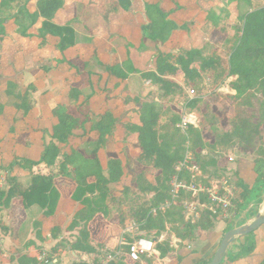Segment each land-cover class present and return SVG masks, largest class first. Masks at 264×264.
Segmentation results:
<instances>
[{
  "label": "trees",
  "instance_id": "16d2710c",
  "mask_svg": "<svg viewBox=\"0 0 264 264\" xmlns=\"http://www.w3.org/2000/svg\"><path fill=\"white\" fill-rule=\"evenodd\" d=\"M11 1V0H5ZM69 0H38L31 13L34 24L38 15L50 19ZM154 0L145 5L148 28L138 43L129 37L116 36L113 44L120 63L100 58L90 36L69 26L44 21L37 42L28 50L46 44V35L53 36L60 53L58 64L68 74L64 85L69 88L68 104L51 110V128L41 129L44 143L36 160L14 155L18 167L7 181L11 185L5 198L9 224L1 223L14 247L9 264H36L33 255L20 254L17 247L27 248L31 228L41 238L42 224L50 226L57 236L63 228L77 230L70 243L62 246L96 259L102 245L116 246L122 229L130 220L140 230L157 235L165 220L177 215L189 234L204 238L214 229L209 211L195 224L182 222L174 208L165 218H152L151 209L166 200L169 175L176 160L182 158L185 136L176 129L182 110L194 109L199 115L197 128H189L190 150L194 162L204 170L225 166L229 158L214 153L217 148L250 152L254 160L255 184L250 188L235 172L236 196L232 216L225 219L226 230L238 218L250 200L261 198L264 189V0ZM110 12L118 5L106 1ZM195 12L190 20L176 21L180 12ZM206 22L211 27L205 43L199 47L187 44L190 33ZM240 26L237 28L236 25ZM25 33V31H23ZM8 34L0 29V49ZM200 60L201 73L195 69ZM182 74L183 85L173 77ZM235 76L229 85L234 94H222L218 88ZM149 79L151 85L144 80ZM186 89H190V98ZM31 89L23 94L7 93V105L23 111L14 119L10 132L18 144L30 147L25 118H34ZM259 107L253 121L245 109ZM122 108L121 117L117 110ZM46 136L49 140L46 141ZM206 150L207 154H202ZM44 163L58 165L59 172L34 173ZM23 172L28 182L21 180ZM213 172V171H212ZM180 237L183 235L177 229ZM256 231V230H255ZM255 231L238 240L253 238ZM236 241V240H235ZM234 241V242H235ZM233 242V243H234ZM65 245V246H64ZM254 240L244 251L254 247ZM51 248V249H52ZM59 248V247H58ZM160 248V247H159ZM165 249L161 254L164 256ZM171 262L179 264L174 255ZM211 256L202 264L208 262ZM240 254L226 256L221 264H234ZM71 264H86L73 260ZM117 264H158L151 258L134 261L125 253ZM253 264H264V255Z\"/></svg>",
  "mask_w": 264,
  "mask_h": 264
},
{
  "label": "crops",
  "instance_id": "0c3cea01",
  "mask_svg": "<svg viewBox=\"0 0 264 264\" xmlns=\"http://www.w3.org/2000/svg\"><path fill=\"white\" fill-rule=\"evenodd\" d=\"M115 1L118 2V5H115L114 10L110 12L107 5L106 8L98 9L89 5V3L87 4L84 0H69L68 4L60 11L54 12L50 19L38 15L35 23L31 24V13L37 10L38 0H0V29L6 28L8 30L0 49V168L4 169L5 172L10 171V169H15L16 172L18 168L16 164H13L11 168L9 167L14 155L32 160L38 158L44 143L40 130L51 128L52 108L68 104L69 88L64 85V79L68 72L63 65L58 64L60 53L56 48L57 40L47 34L44 46L28 50L37 42L42 23L48 21L59 26H69L82 35L90 36L94 40L102 60L120 63L119 54L112 42L113 39L120 35L129 37L133 43H138L143 35L142 31L148 28L145 5L154 2V0ZM177 1L181 5L185 2V0ZM194 14L193 11L188 13L182 11L176 21L180 24L182 21L190 20ZM210 27V23L206 22L201 28L193 30L187 38V44L194 47L203 45ZM173 78L183 85L182 74H178ZM28 88L31 89L30 95L34 101V118H25L31 141V146L26 148L18 144L15 135L10 132L13 120L22 117L23 111L15 106L7 105V93L19 95L23 94ZM189 94L192 96V93ZM45 140L48 141L49 137L46 136ZM232 156H225V158H229V161L220 168L229 170L230 173L237 172L238 176L251 188L255 184L253 169L256 156L249 152H238ZM44 166L51 168L54 165L47 166L40 163L33 168V172L39 173L34 170L37 171L38 167ZM1 175L8 185H1L0 189V232L2 233V246L4 249V258H1L0 262L9 264L11 256L16 254L11 251L15 245L1 223L9 224L8 208L4 202L11 185H9L6 175L4 173ZM252 204L254 203L250 202L238 218L232 219L233 224L231 223V227L250 221L247 219L243 221V218L249 212ZM223 230L224 228L218 232L213 243L210 241L202 242L198 246L197 252L188 255V264H202V259L210 257L216 248L215 241L217 244L219 243ZM36 232L35 228L30 229L28 239L33 241L34 244L28 248L25 245L18 246V253L27 254L31 248L38 245L51 249L58 241L57 236L51 233L50 226L47 224H42L40 229L41 238H38ZM251 240H254L253 250L255 251L247 254L243 253L245 251L240 250L241 240L237 239L230 245L228 248L229 254H240L242 256V259L234 264H253L264 255V224L256 229ZM236 242L238 243L236 244ZM242 242L244 247L246 242ZM58 247L62 246H56L55 249L52 248L51 250L57 251V249H60L62 252L70 250L68 247L64 248L65 250ZM73 252L72 250H70V253L68 251L72 257V259H69L71 262L79 260V254L76 251ZM84 256L87 257V255ZM84 256L81 255V258H85Z\"/></svg>",
  "mask_w": 264,
  "mask_h": 264
},
{
  "label": "built area",
  "instance_id": "2783aa9c",
  "mask_svg": "<svg viewBox=\"0 0 264 264\" xmlns=\"http://www.w3.org/2000/svg\"><path fill=\"white\" fill-rule=\"evenodd\" d=\"M194 67L201 73L200 66ZM234 79L235 76L228 77L218 88V91L223 94H234L235 91L229 85ZM144 83L151 85L149 79L144 80ZM186 92L188 95L191 93L189 89H186ZM189 97L191 98L192 96L190 95ZM180 109L182 114L176 129L185 136L183 156L173 164L168 179L165 202L153 207L149 214L152 218L163 217L166 219V214L176 208L179 210L182 222L185 224H195L206 211H209L212 220L228 217L234 208L233 201L236 196V184L233 180L234 173L219 167L210 174L194 162V156L190 150V137L187 131L191 127L197 128L201 117L194 109L186 107L185 104L180 105ZM238 152L242 151L237 148L233 150L217 148L214 150L216 155H222L223 157L234 156ZM202 154H207V151L203 150ZM1 185L8 184L0 174V189ZM168 232L167 220H165L163 230L157 235H150L145 230L138 229L136 225L128 220L126 226L122 229L116 246H99V254L96 259L84 256L85 258L82 257L81 260L86 264H117L126 253L130 259L140 263L146 257L156 261L160 259L157 248L165 244ZM77 233L76 229L69 231L63 228L57 235V240L66 244L70 243L76 238ZM172 237L178 239L175 236ZM177 242L176 247L179 248L181 240L179 239ZM3 250L2 233L0 232V254H3ZM68 251L70 253V250ZM61 252L60 249L52 251L50 248L38 245L31 248L29 254L36 258V264H59ZM163 261H165V258H163ZM67 264H71V261Z\"/></svg>",
  "mask_w": 264,
  "mask_h": 264
},
{
  "label": "rangeland",
  "instance_id": "374dc122",
  "mask_svg": "<svg viewBox=\"0 0 264 264\" xmlns=\"http://www.w3.org/2000/svg\"><path fill=\"white\" fill-rule=\"evenodd\" d=\"M84 1L87 4L89 3V5H92V6L96 7V8H98V9L106 8V0H84ZM233 3H234L233 0H227L226 5L229 6V5L233 4ZM61 9H58L57 12L60 11ZM239 26H240L239 24L236 25L237 28ZM199 62H200V60H197V62H195L196 67L199 66V64H200ZM178 79H180V77H178ZM244 109H245V115L249 119L255 121L259 117V107H258V104L256 102H255L253 107L244 108ZM121 115H122V108H119V110H117V117L119 118V117H121ZM218 156L223 157L222 155H218ZM12 166H13V164L12 165L9 164L10 168ZM215 170L216 169L214 168V169L206 170V171H207V173L211 174L212 171H215ZM34 171L35 172H39V173H49V174L54 173V172L58 173L59 172V166L58 165H54L51 168H47L45 166L41 167V168L38 167V170L37 171L34 170ZM14 172H15V169H10V171L5 172L4 169L0 168V174L4 173V175H6V177L7 176L10 177L11 175L14 174ZM28 179H29V176L27 175V173L23 172V176L21 177V180H23L25 183H27ZM262 193H263V195L261 196V198H259L258 196H256V197L252 196L250 202H253L254 204H252L249 212L245 214V217L243 218V221L245 219L251 220L257 214L262 212V205L264 204V191H262ZM231 216H232V211L229 213L228 217H231ZM228 217L215 218L214 219V221H215L214 229L211 232L207 233L206 236L201 239V238L197 237V234L190 235L189 234V230L181 225L180 221L178 220V216L177 215L173 216L172 217L173 221L167 220L168 227H169V232H168L169 234H167L166 242H164L165 244L161 245L160 248H157V252L160 255V259L156 260L157 263L158 264H166V263L171 262L173 258L169 257V255L172 254V255L177 257V260H179V264H188L187 256L197 252V250L199 248L198 246H200L202 244V242L210 241V242L213 243L214 240H216L218 232H220L226 226L225 219L228 218ZM177 229L183 235V237H180L177 234V231H176ZM172 236H175L178 239H175ZM179 239L181 240V242H180L179 248H178V247H176V245H177L176 243H178L177 240H179ZM242 241H245L246 244H247V243L251 242V238H246L244 240L242 239L240 241L241 242L240 250L244 251L245 248L242 246V243H243ZM215 243H216L215 246L217 248L218 244H217L216 241H215ZM237 243L238 242H236V244ZM59 248H61L62 250H65L64 247H59ZM176 248H178V249L176 250ZM216 248H215V250H216ZM162 249L166 250V253H165L164 256L161 254ZM253 249H254V247H252V248H250L248 250H245V252H243V253L247 254L248 252L250 253L252 251H255ZM215 250H214V252H215ZM78 254H79V260L82 259L81 255H83V256L85 255L82 252H78ZM3 255H4V253L0 254V259L4 258ZM227 255H229V253ZM60 257L61 258H60L59 264H67L69 262V259H72L71 255L68 253V251L61 252V256ZM163 258H165V261H163ZM206 259H207V257H206ZM206 259L205 258L202 259V262L204 260H206ZM0 264H4V263H2V261H1ZM5 264H8V263H5Z\"/></svg>",
  "mask_w": 264,
  "mask_h": 264
},
{
  "label": "water",
  "instance_id": "95a60500",
  "mask_svg": "<svg viewBox=\"0 0 264 264\" xmlns=\"http://www.w3.org/2000/svg\"><path fill=\"white\" fill-rule=\"evenodd\" d=\"M263 224L264 210L245 224L231 227L230 229L226 230L220 238L218 246L213 255L211 256L210 260L204 264H221L226 258V255L228 254V248L235 240L245 235H248L249 233L258 229Z\"/></svg>",
  "mask_w": 264,
  "mask_h": 264
},
{
  "label": "bare ground",
  "instance_id": "6f19581e",
  "mask_svg": "<svg viewBox=\"0 0 264 264\" xmlns=\"http://www.w3.org/2000/svg\"><path fill=\"white\" fill-rule=\"evenodd\" d=\"M264 210V204L262 205V211Z\"/></svg>",
  "mask_w": 264,
  "mask_h": 264
}]
</instances>
